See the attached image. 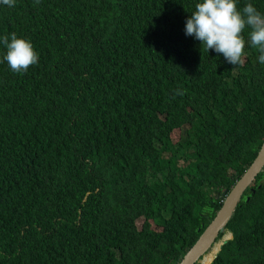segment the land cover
Listing matches in <instances>:
<instances>
[{
  "label": "trees",
  "instance_id": "1",
  "mask_svg": "<svg viewBox=\"0 0 264 264\" xmlns=\"http://www.w3.org/2000/svg\"><path fill=\"white\" fill-rule=\"evenodd\" d=\"M199 2L0 3V37L39 58L23 73L0 63V264L181 261L264 138L251 29L242 65L207 53L184 31ZM227 228L209 264H264V171Z\"/></svg>",
  "mask_w": 264,
  "mask_h": 264
},
{
  "label": "clouds",
  "instance_id": "2",
  "mask_svg": "<svg viewBox=\"0 0 264 264\" xmlns=\"http://www.w3.org/2000/svg\"><path fill=\"white\" fill-rule=\"evenodd\" d=\"M15 2L16 0H0V3L8 7H14ZM246 27L251 29L249 33L251 45L258 47L260 51L258 58L259 62L264 63V14L258 11L257 8L251 3L246 4L242 9H238L237 0H200L199 3L195 4V10L191 12V15L186 19L184 31L186 36H192L196 40L200 41V44L203 45L204 51L207 53L211 49L217 54H222L225 60L231 65L239 66L244 63L243 58L245 56L244 49L246 46V40L243 36V32ZM0 44H3L6 48L3 58H1L0 54V63L7 62L9 67L5 63L3 64L7 69L10 68L13 72H26L30 66L38 63V54L34 50L32 43L24 38H18L16 33H11L10 37L8 35L0 37ZM183 94V91L176 90L174 96ZM131 102L132 100H130V102H128L123 109L127 108ZM180 134L177 136L178 139ZM263 143L264 138L259 149L262 147ZM261 171H264V169L260 170L258 174ZM165 173L166 172H164L162 176H164ZM234 184L231 186V188L234 186ZM231 188L229 190H222L217 194V198H222L221 205ZM223 191H226L224 196L222 195ZM248 199L249 198L247 197V200ZM219 209L216 211L215 215H217ZM227 222L223 227V231L218 232V236L216 237L215 241L210 245L204 255H207L213 248L214 244L220 241L218 250L214 255V257H216L221 251L223 245L228 240L233 238L232 231L227 228ZM224 240L225 242H223ZM200 262L201 261H199V263Z\"/></svg>",
  "mask_w": 264,
  "mask_h": 264
},
{
  "label": "water",
  "instance_id": "3",
  "mask_svg": "<svg viewBox=\"0 0 264 264\" xmlns=\"http://www.w3.org/2000/svg\"><path fill=\"white\" fill-rule=\"evenodd\" d=\"M262 169H264V143L259 149L258 154L251 165L247 168L243 175H241V177L236 181L234 186L225 196V199L217 215H215V217L200 233L197 240L185 252L178 264H195L199 261H201V264H204L203 260L207 258V256L204 254L206 253L207 249L215 241L216 237L218 236V232L223 231L224 225L232 216L233 211L237 203L239 202L244 190ZM225 194L226 191H223L222 195L224 196ZM223 242H225V240Z\"/></svg>",
  "mask_w": 264,
  "mask_h": 264
},
{
  "label": "bare ground",
  "instance_id": "4",
  "mask_svg": "<svg viewBox=\"0 0 264 264\" xmlns=\"http://www.w3.org/2000/svg\"><path fill=\"white\" fill-rule=\"evenodd\" d=\"M219 243H220V241L216 242L214 244L213 248L211 249V251L206 255L207 258L205 260H203L204 264H209V262L213 259L214 255L216 254V252L218 250Z\"/></svg>",
  "mask_w": 264,
  "mask_h": 264
},
{
  "label": "rangeland",
  "instance_id": "5",
  "mask_svg": "<svg viewBox=\"0 0 264 264\" xmlns=\"http://www.w3.org/2000/svg\"><path fill=\"white\" fill-rule=\"evenodd\" d=\"M243 59H244V58H243ZM176 135H177V133H176ZM177 136H178V135H177ZM142 221H143V218H139V219L136 221L137 225L140 226ZM152 227H153V228H157V227H155L154 224L152 225ZM225 233H227V232H225Z\"/></svg>",
  "mask_w": 264,
  "mask_h": 264
}]
</instances>
